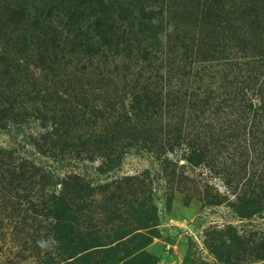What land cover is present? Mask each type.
<instances>
[{
	"label": "trees",
	"instance_id": "obj_1",
	"mask_svg": "<svg viewBox=\"0 0 264 264\" xmlns=\"http://www.w3.org/2000/svg\"><path fill=\"white\" fill-rule=\"evenodd\" d=\"M0 130L22 140L0 146V225L32 264L152 230L149 173H113L133 148L174 188L177 167L210 171L241 135V168L259 173L236 213L262 219L264 0H0Z\"/></svg>",
	"mask_w": 264,
	"mask_h": 264
},
{
	"label": "rangeland",
	"instance_id": "obj_2",
	"mask_svg": "<svg viewBox=\"0 0 264 264\" xmlns=\"http://www.w3.org/2000/svg\"><path fill=\"white\" fill-rule=\"evenodd\" d=\"M237 139L243 137H235L227 150L221 152L210 171L202 166L177 167L178 172L183 170L189 176L186 183L174 184V188L161 178L159 167L149 152L142 148L125 150L113 173H149L156 224L149 233L120 241L107 251L99 252L100 246L90 247L82 252L84 256L79 261H70V264H258L253 255L258 253L257 237L260 230L264 231V217H252L247 225L236 213L238 205L235 203L237 195L248 192V184L255 187L258 164H247L241 168L240 160L243 157L239 156L240 152H244L235 148L233 142ZM12 143L20 144L22 140L12 137L6 130H0V146ZM180 164H184V161L180 160ZM52 166L58 171L65 169L58 162ZM67 166L87 168L94 180L106 177V174L96 173L95 166L90 163ZM235 174L243 175L238 184ZM196 187L201 190L205 187L210 199L221 201L214 206L205 204L197 196ZM244 231L251 234L247 237L250 240L248 243L244 242ZM139 232L143 234L145 231ZM10 236V231L5 232L0 225V264H32L31 260L19 256V248L11 245Z\"/></svg>",
	"mask_w": 264,
	"mask_h": 264
}]
</instances>
